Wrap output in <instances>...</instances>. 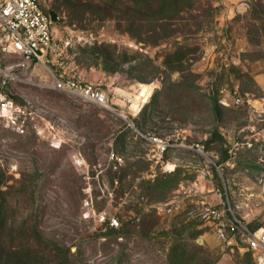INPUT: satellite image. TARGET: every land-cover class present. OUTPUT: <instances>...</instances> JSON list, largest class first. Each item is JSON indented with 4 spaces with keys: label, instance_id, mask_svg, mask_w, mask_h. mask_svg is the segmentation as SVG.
<instances>
[{
    "label": "rangeland",
    "instance_id": "1",
    "mask_svg": "<svg viewBox=\"0 0 264 264\" xmlns=\"http://www.w3.org/2000/svg\"><path fill=\"white\" fill-rule=\"evenodd\" d=\"M187 5L158 21L144 18L128 0H46L45 9L61 20L54 29L73 37L81 78L114 99L110 109L54 89L46 69L19 67L17 57L0 60L14 77L8 96L28 112L19 119L23 133L0 119V194L14 237L24 226L32 241L38 234L48 246L70 249V264H249L246 253L224 249L205 224L152 210L180 184H201L214 190L205 193L208 204L220 205L215 191L225 188L240 207L238 216L264 227V0ZM104 45L136 61L150 58L164 70L165 62H175L142 82L144 75H129L128 65L111 72L103 59L82 53ZM119 90L151 96L134 114ZM214 95L219 111L211 104ZM234 95L254 107L235 106ZM144 118L143 135L178 145L165 157L173 170L151 161L153 143L133 121ZM197 144L204 154L194 150ZM224 150L229 157L221 162ZM110 152L123 157L120 170L109 166ZM175 173L177 186L148 187ZM89 195L98 211L117 215L119 229L83 219ZM48 252L46 262L55 259Z\"/></svg>",
    "mask_w": 264,
    "mask_h": 264
},
{
    "label": "built area",
    "instance_id": "2",
    "mask_svg": "<svg viewBox=\"0 0 264 264\" xmlns=\"http://www.w3.org/2000/svg\"><path fill=\"white\" fill-rule=\"evenodd\" d=\"M45 4L46 0H0V60L17 57L20 60L19 67L46 69L54 89L102 108H113L114 99L101 86L87 83L81 78L78 66L73 61L76 55L73 37L63 36L54 29ZM0 75V119L23 133L19 119L28 114L27 109L23 107L25 105L19 106L7 94L8 86L14 80L13 75L1 68ZM233 101L237 107L245 104L254 107L251 100L240 95H234ZM141 135L153 143L150 159L154 166L169 167L165 162L166 154L178 145L171 143V139ZM194 150L204 154L203 145L197 144ZM108 161L113 170H120L124 166L123 157L115 152L109 153ZM221 190L215 191L221 201L220 205L214 206L204 199L205 193L214 190L202 189L201 184L189 187L180 184L170 199L163 204H155L152 210L159 215H184L188 221L203 223L215 234L224 249L250 253L255 264H264V227L253 228L246 223L238 216L240 207L230 203L225 188ZM82 217L102 228L117 230L121 227L116 214L96 209L91 195L83 201Z\"/></svg>",
    "mask_w": 264,
    "mask_h": 264
},
{
    "label": "trees",
    "instance_id": "3",
    "mask_svg": "<svg viewBox=\"0 0 264 264\" xmlns=\"http://www.w3.org/2000/svg\"><path fill=\"white\" fill-rule=\"evenodd\" d=\"M128 1H130L134 7L139 9V12L142 14L144 18L150 20L157 19L158 21L162 19L164 20V18H162L164 13H167V15H169V13L178 14L180 11H183L178 9L180 5H184L183 7L185 8L190 7L189 5H187L188 0H128ZM158 30L159 29L155 28L156 32ZM100 48L98 49L93 48L91 51L84 50V52L82 53L88 55V57H95V59H103L106 69L111 72H116V69H119L124 65H128L129 75H134V74L144 75L143 77L140 78L138 77V79L142 82H146L148 78L155 77V75L160 72H164V71L167 72L169 67H173V64L175 62L172 59L165 62L164 66L166 67V69L164 70L161 68V66L156 64V62L154 60H151L150 58L140 57L139 58L140 61H136L135 59L129 58L128 54L126 53L118 54L116 46L108 45V47L106 48V45H104ZM172 56L173 55H170L168 57H172ZM181 61H183L181 56L176 58V62H181ZM146 67H151L149 74H145L144 72V69ZM171 69L172 71H176V69L173 68ZM137 72H139L140 74H137ZM9 97L14 99L16 103L21 102L18 98H15L14 96H9ZM211 104L215 111L217 110L219 111L221 106L217 95L211 97ZM152 106L153 104H151L150 108H153ZM147 107L149 106L147 105L144 108V111L142 112L141 116L143 115ZM145 116L146 115L144 114V117ZM133 121L135 123V127L142 133L145 127L146 118L142 120L134 119ZM215 136L220 137V133L218 132V130L215 131ZM209 145L210 142H207L206 143L207 148H209ZM228 157H229L228 151L224 150V156L221 162H226ZM217 165H220V163H217ZM179 181L180 179L177 173L167 174L165 179L163 178L158 179V181H156V183H154L153 185L149 182L148 187L154 190L164 187L170 188L177 186ZM2 195L4 194L3 193L0 194V264H70L69 262L70 249H67L66 252L64 253V249L61 248L60 246H55V245L48 246L47 244H44L43 238L38 234H35L37 238H34L33 239L34 241H32V237H28L27 235L23 234L25 231L24 226H22L23 229L21 228V226L18 227L21 228L20 230L18 229V233H21L19 236L17 234L16 237L13 236L15 230L10 228L9 218L6 215L9 204L4 198H2ZM46 252L50 253V255L55 259L46 262V254H45ZM246 255L247 257H249L248 259L249 264H255L251 254L246 253Z\"/></svg>",
    "mask_w": 264,
    "mask_h": 264
},
{
    "label": "bare ground",
    "instance_id": "4",
    "mask_svg": "<svg viewBox=\"0 0 264 264\" xmlns=\"http://www.w3.org/2000/svg\"><path fill=\"white\" fill-rule=\"evenodd\" d=\"M119 93H121L123 96L126 97L127 101L130 102V111L133 112L134 114H138L140 111V107L144 105L150 98L151 96V91L147 93L145 97H141L140 95L137 94H131L128 93L127 91L119 90ZM168 167L171 170L174 169L173 165H169Z\"/></svg>",
    "mask_w": 264,
    "mask_h": 264
},
{
    "label": "water",
    "instance_id": "5",
    "mask_svg": "<svg viewBox=\"0 0 264 264\" xmlns=\"http://www.w3.org/2000/svg\"><path fill=\"white\" fill-rule=\"evenodd\" d=\"M49 16H50V18H51V21L53 22V23H59L61 20H60V18L57 16V14L54 12V11H50L49 12ZM132 126V125H131ZM133 127H134V125H133Z\"/></svg>",
    "mask_w": 264,
    "mask_h": 264
}]
</instances>
